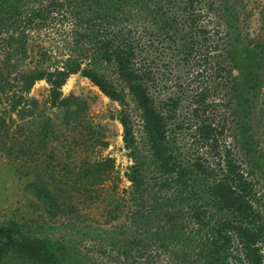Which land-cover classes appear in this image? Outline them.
Segmentation results:
<instances>
[{
    "label": "trees",
    "instance_id": "trees-1",
    "mask_svg": "<svg viewBox=\"0 0 264 264\" xmlns=\"http://www.w3.org/2000/svg\"><path fill=\"white\" fill-rule=\"evenodd\" d=\"M238 14L234 0H0V90H13L0 111V143L15 119H26L38 123L25 135L26 150L43 149L55 138L45 108L68 115L78 108V98L60 91L77 73L119 104L130 161L128 185L95 226L81 225L67 188L51 174L39 176L29 185L43 207L74 218L43 237L4 221L0 257L24 264H264L263 212L247 176L252 169L264 176L249 133L264 43H241ZM40 80L47 85L42 102L25 95ZM127 96L139 112L138 137ZM113 163L88 162L77 181L96 184L110 177ZM87 188L81 194L90 198L94 188ZM109 222L116 225L105 228Z\"/></svg>",
    "mask_w": 264,
    "mask_h": 264
},
{
    "label": "rangeland",
    "instance_id": "rangeland-1",
    "mask_svg": "<svg viewBox=\"0 0 264 264\" xmlns=\"http://www.w3.org/2000/svg\"><path fill=\"white\" fill-rule=\"evenodd\" d=\"M234 2L239 13L241 43L248 47L264 43V0ZM260 65L259 90L250 102L252 114L249 133L255 151L264 161V54L260 59ZM0 72L4 73L1 65ZM13 74L12 72L9 78ZM110 76L114 78L112 74ZM60 91L63 96L72 95L78 98L79 105L78 108L76 105L71 106L70 110L74 113L69 115L55 107L45 108V112L50 116L55 138L49 140L43 149L29 152L26 150L25 146L28 143L26 133L38 130L37 122L30 124L26 119H15L0 143V224L8 220L17 221L25 234L34 237L57 235L65 229L60 225L66 221L65 218H74V214L69 213L61 216L58 212L52 215L43 207L29 185L37 182L39 176L48 180V175L51 174L61 187L67 188V196H70L71 203L85 219L81 225L89 226L96 225L93 219L102 223L107 218L105 209L114 203L113 199L123 194L122 188L128 185L123 172L130 161L122 144V128L116 119L119 104L107 98L87 78L77 73L68 76ZM12 94L13 90H0V111L8 107ZM25 95L42 102L47 95V85L43 80L36 81ZM126 99V108L134 124V135L138 137L139 112L131 97L127 96ZM225 141L229 142L230 138H225ZM49 152L53 159L46 156ZM103 157L113 158V172L110 173V177H102L96 184H82L77 181L75 173L80 166ZM245 169L247 171L249 167L246 165ZM247 176L252 182L256 204L263 212L264 221V176L256 169H252L251 174ZM48 187L52 188L51 184ZM87 187L94 188L90 198L81 194ZM112 191L119 195H113ZM122 221V217L115 220L118 224ZM115 222H109L104 227L116 225ZM0 264L24 263L19 259L9 261L0 257Z\"/></svg>",
    "mask_w": 264,
    "mask_h": 264
}]
</instances>
